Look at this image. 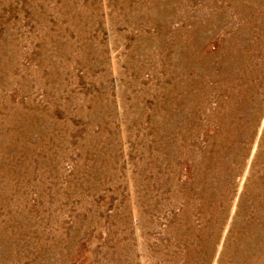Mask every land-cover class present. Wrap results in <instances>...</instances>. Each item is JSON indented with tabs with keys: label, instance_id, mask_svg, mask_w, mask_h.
<instances>
[{
	"label": "rangeland",
	"instance_id": "rangeland-1",
	"mask_svg": "<svg viewBox=\"0 0 264 264\" xmlns=\"http://www.w3.org/2000/svg\"><path fill=\"white\" fill-rule=\"evenodd\" d=\"M0 264H264V0H0Z\"/></svg>",
	"mask_w": 264,
	"mask_h": 264
}]
</instances>
